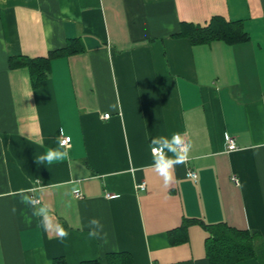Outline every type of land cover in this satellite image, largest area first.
Wrapping results in <instances>:
<instances>
[{
  "label": "crops",
  "instance_id": "crops-1",
  "mask_svg": "<svg viewBox=\"0 0 264 264\" xmlns=\"http://www.w3.org/2000/svg\"><path fill=\"white\" fill-rule=\"evenodd\" d=\"M217 15L244 20L250 40L174 36ZM73 39L79 51L56 56L37 83L10 65ZM61 129L69 158L39 163ZM177 132L192 147L165 187L151 140ZM22 188L39 189L67 239L38 217L25 222ZM92 218L107 242L88 236ZM187 219L196 222L182 229ZM221 222L264 235V0H0V264L115 252L134 264H210L205 225Z\"/></svg>",
  "mask_w": 264,
  "mask_h": 264
},
{
  "label": "trees",
  "instance_id": "trees-1",
  "mask_svg": "<svg viewBox=\"0 0 264 264\" xmlns=\"http://www.w3.org/2000/svg\"><path fill=\"white\" fill-rule=\"evenodd\" d=\"M175 37H187L193 45L210 44L214 41H224L234 45L250 40V33L242 19L228 20L223 16H214L205 26L193 23H182L181 31ZM77 39L71 40L67 47L54 50L47 57L20 58L12 57V68L28 66L35 76V83L50 72L51 62L56 56L72 54L79 49ZM196 219L184 221L182 229ZM207 230L206 250L210 264H238L241 261L254 258L264 264V235L256 229H238L226 222L205 225ZM54 264H67L64 258H57ZM82 264H134L133 256L128 252L110 253L104 259L84 261Z\"/></svg>",
  "mask_w": 264,
  "mask_h": 264
},
{
  "label": "clouds",
  "instance_id": "clouds-1",
  "mask_svg": "<svg viewBox=\"0 0 264 264\" xmlns=\"http://www.w3.org/2000/svg\"><path fill=\"white\" fill-rule=\"evenodd\" d=\"M61 135H63V129H61ZM70 139V138H69ZM151 144L152 153L154 158V164L152 167L157 174L163 178L165 187L171 186L174 180V168L178 164H185L189 159V153L191 150V143L186 142L184 137L180 133H173L171 138L160 136L152 138ZM63 149V151H61ZM166 152H170L173 155L167 156ZM69 158V144L67 140H60L58 148H49L45 154L38 158V162L41 164L51 165L53 163L62 162ZM75 187L73 191H77ZM39 191L36 188L20 189L17 193L21 197L20 202L22 204L31 207V215H25V222L31 224L32 217H38L40 220V226L46 231L54 232L55 235L61 240H65L68 237V232L55 221L52 214V207L48 203H41V201L32 193ZM89 232L90 238L100 239L107 242V234L103 233V225L99 219L92 218L89 220Z\"/></svg>",
  "mask_w": 264,
  "mask_h": 264
},
{
  "label": "built area",
  "instance_id": "built-area-1",
  "mask_svg": "<svg viewBox=\"0 0 264 264\" xmlns=\"http://www.w3.org/2000/svg\"><path fill=\"white\" fill-rule=\"evenodd\" d=\"M109 117H110V114H108V113L104 115V118H109ZM69 138H70V139H69ZM61 140H67L69 146H70L71 143H72V138H71V136H68V135H64V134H63V135L61 136ZM186 142H187V141H186ZM227 144H228V149H229L230 151H233V150H236V149H237V143H236V140H235L234 137H229L228 140H227ZM189 175H190L191 177H193V178L196 177V173H195L194 171H190V172H189ZM234 180H235L236 183L239 182L238 178H236V177L234 178ZM137 187H138V189H140V190H146V188H147V184H146V182L144 181V182L138 184Z\"/></svg>",
  "mask_w": 264,
  "mask_h": 264
}]
</instances>
